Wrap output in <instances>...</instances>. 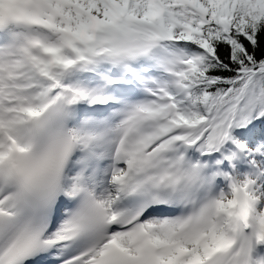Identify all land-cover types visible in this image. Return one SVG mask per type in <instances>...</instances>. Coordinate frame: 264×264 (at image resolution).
<instances>
[{"label":"snow or ice","instance_id":"1","mask_svg":"<svg viewBox=\"0 0 264 264\" xmlns=\"http://www.w3.org/2000/svg\"><path fill=\"white\" fill-rule=\"evenodd\" d=\"M0 264H264V0H0Z\"/></svg>","mask_w":264,"mask_h":264}]
</instances>
